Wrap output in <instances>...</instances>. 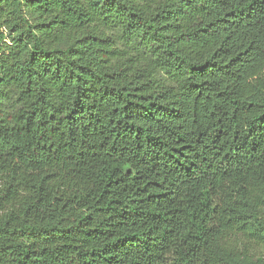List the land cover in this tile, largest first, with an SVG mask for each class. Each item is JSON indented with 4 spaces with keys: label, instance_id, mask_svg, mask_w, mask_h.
Returning <instances> with one entry per match:
<instances>
[{
    "label": "trees",
    "instance_id": "trees-1",
    "mask_svg": "<svg viewBox=\"0 0 264 264\" xmlns=\"http://www.w3.org/2000/svg\"><path fill=\"white\" fill-rule=\"evenodd\" d=\"M0 264H264V0H0Z\"/></svg>",
    "mask_w": 264,
    "mask_h": 264
}]
</instances>
